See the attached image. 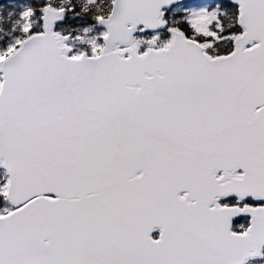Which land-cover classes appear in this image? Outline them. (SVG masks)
Returning <instances> with one entry per match:
<instances>
[{
	"label": "snow or ice",
	"instance_id": "6c2138e0",
	"mask_svg": "<svg viewBox=\"0 0 264 264\" xmlns=\"http://www.w3.org/2000/svg\"><path fill=\"white\" fill-rule=\"evenodd\" d=\"M66 3L0 40V264L264 261V0Z\"/></svg>",
	"mask_w": 264,
	"mask_h": 264
},
{
	"label": "rangeland",
	"instance_id": "374dc122",
	"mask_svg": "<svg viewBox=\"0 0 264 264\" xmlns=\"http://www.w3.org/2000/svg\"><path fill=\"white\" fill-rule=\"evenodd\" d=\"M213 0H198L194 3H188L176 6L170 10L166 11V18H169L170 21H180L182 22L188 16L195 12H199L201 10L212 11L216 8L217 5L212 2ZM61 0H57V3H60ZM27 6L26 0H0V40L7 41L11 39L10 26L12 21L18 18L19 12L23 7ZM211 6V7H210ZM215 6V8L213 7ZM91 24L87 19L80 18H69L65 21L64 24H61L59 27H65L67 29L73 28H81ZM102 31L99 27L94 29V33H98ZM164 34L165 32H161ZM15 35V34H13ZM150 34H139L137 38L144 37L148 38ZM162 39L163 36H161ZM143 49V47L141 48ZM3 175V172L0 173ZM0 206H3L0 204ZM251 264H264V261L256 260Z\"/></svg>",
	"mask_w": 264,
	"mask_h": 264
},
{
	"label": "trees",
	"instance_id": "16d2710c",
	"mask_svg": "<svg viewBox=\"0 0 264 264\" xmlns=\"http://www.w3.org/2000/svg\"><path fill=\"white\" fill-rule=\"evenodd\" d=\"M27 1V6H31V5H35L36 0H26ZM217 2H219L222 6L221 9L222 10H226V9H231L233 7L229 6L226 2H224L223 0H215ZM77 3L80 2V0H76ZM107 2V0H106ZM215 3V2H214ZM73 5V0H67V3L65 4L66 7L68 6H72ZM82 19H87L85 17H81ZM89 22L94 23L92 21H90L89 19H87ZM165 33L162 34L163 38L166 39L168 37L167 31H164Z\"/></svg>",
	"mask_w": 264,
	"mask_h": 264
},
{
	"label": "water",
	"instance_id": "95a60500",
	"mask_svg": "<svg viewBox=\"0 0 264 264\" xmlns=\"http://www.w3.org/2000/svg\"><path fill=\"white\" fill-rule=\"evenodd\" d=\"M190 1H195V0H173V3H172V5L170 6V7H172V6H175V5H177V4H180V3H186V2H190ZM225 1H227L228 3H230V4H232L231 3V0H225ZM59 23V22H58ZM100 27H102L103 28V26H100ZM161 29H159V30H157V31H160ZM146 32H150V33H152L151 31H149V30H146ZM136 34V32L135 33H133V35H135ZM0 170H2V169H0ZM250 261V260H249ZM248 262V261H247ZM246 262V263H247Z\"/></svg>",
	"mask_w": 264,
	"mask_h": 264
},
{
	"label": "flooded vegetation",
	"instance_id": "af4514ba",
	"mask_svg": "<svg viewBox=\"0 0 264 264\" xmlns=\"http://www.w3.org/2000/svg\"><path fill=\"white\" fill-rule=\"evenodd\" d=\"M236 223H238V221L234 220V221H233V227H234V228H235ZM152 235H153V237L155 238V237L158 235V230L154 231V232L152 233Z\"/></svg>",
	"mask_w": 264,
	"mask_h": 264
}]
</instances>
